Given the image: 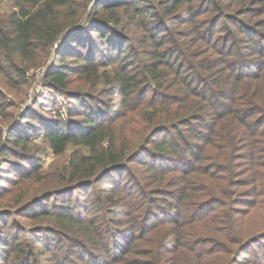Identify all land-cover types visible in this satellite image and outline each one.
Segmentation results:
<instances>
[{
    "label": "trees",
    "instance_id": "trees-1",
    "mask_svg": "<svg viewBox=\"0 0 264 264\" xmlns=\"http://www.w3.org/2000/svg\"><path fill=\"white\" fill-rule=\"evenodd\" d=\"M15 9L0 15L3 86L53 61L49 99L0 126V264H264V232L243 237L264 211V0ZM10 108L0 97V120ZM36 138L75 151L46 172Z\"/></svg>",
    "mask_w": 264,
    "mask_h": 264
},
{
    "label": "rangeland",
    "instance_id": "rangeland-1",
    "mask_svg": "<svg viewBox=\"0 0 264 264\" xmlns=\"http://www.w3.org/2000/svg\"><path fill=\"white\" fill-rule=\"evenodd\" d=\"M15 9V0H0V15L3 17L9 16ZM53 61V55H49L42 63L41 67L37 70L31 71L28 76V80L30 84L26 89L22 90H9L6 89L1 80H0V97L3 101L7 103V105L12 106L10 108V113L14 114V119L10 118L5 122L0 120V126L4 128V131H9L10 126L15 121H18V117L25 115L28 111H32L35 107V103L38 101L40 104L45 102V99H49V93L43 87L42 77L45 70L49 67V65ZM56 102V103H55ZM64 99L62 97H58L57 100L48 102L46 107L48 110H41L39 106H36V111H43L46 113V116L50 117V112L53 110L63 109L64 107ZM50 107V108H48ZM66 119V117H64ZM14 122H11L13 121ZM11 122V123H10ZM34 142L31 144V148H37L40 151V166L46 172L56 171L60 168H63L73 151L74 148L70 147L67 152L61 156H54L51 151L48 150L46 143L36 138L33 140ZM76 150H81L82 153L87 154L88 151L85 148H79ZM1 158V157H0ZM1 168V166H0ZM17 223L20 225L29 226V223L24 219H17ZM264 232V211H259L257 213H253L248 220H246L243 228V237L244 240H247L249 237L256 236L258 234H262Z\"/></svg>",
    "mask_w": 264,
    "mask_h": 264
}]
</instances>
